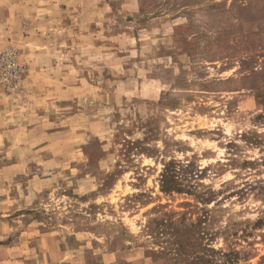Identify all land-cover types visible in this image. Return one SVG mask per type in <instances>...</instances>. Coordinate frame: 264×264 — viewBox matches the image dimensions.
I'll return each mask as SVG.
<instances>
[{"label": "rangeland", "instance_id": "rangeland-1", "mask_svg": "<svg viewBox=\"0 0 264 264\" xmlns=\"http://www.w3.org/2000/svg\"><path fill=\"white\" fill-rule=\"evenodd\" d=\"M0 264H264V0H0Z\"/></svg>", "mask_w": 264, "mask_h": 264}, {"label": "trees", "instance_id": "trees-1", "mask_svg": "<svg viewBox=\"0 0 264 264\" xmlns=\"http://www.w3.org/2000/svg\"><path fill=\"white\" fill-rule=\"evenodd\" d=\"M173 164L172 165H169L168 166V171H170V173H172L173 172ZM163 183H164V181H162ZM167 184V183H166ZM164 186H162V188H163ZM166 189H168V188H170V187H165Z\"/></svg>", "mask_w": 264, "mask_h": 264}]
</instances>
